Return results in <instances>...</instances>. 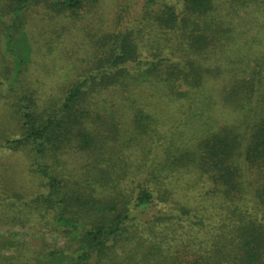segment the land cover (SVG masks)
Segmentation results:
<instances>
[{"label": "trees", "instance_id": "16d2710c", "mask_svg": "<svg viewBox=\"0 0 264 264\" xmlns=\"http://www.w3.org/2000/svg\"><path fill=\"white\" fill-rule=\"evenodd\" d=\"M7 1L4 8L12 18L2 27L3 49L13 56V86L22 71V57L13 39L26 11L47 3L62 13L78 14L99 0ZM222 3L226 5L221 0H143L138 23L106 33L97 41L93 71L66 88L57 107L39 110L36 98L28 93L16 98L12 115L20 120L22 131L2 136L0 150L19 154L27 165L23 172L8 168L6 175L12 183L4 182L7 176L0 168V188L8 192L0 198V227L15 220L35 219L63 227L74 239L71 264H264V114L255 122L252 113L264 100V62L261 69L251 68L255 36L238 44L232 39L235 26L218 24L216 14ZM256 43L264 47V38ZM224 46L225 61H237V73L241 72L237 80L242 84L241 100L236 107L243 109L245 125L236 123L217 130L206 127L193 142L185 130L173 131L162 156L158 158L156 153L142 167L149 155V150L141 149L147 147L143 139L156 134L157 120L148 102L135 104L141 98L139 92L148 83L162 97L173 102L185 98L192 107L191 100L196 97L190 88H206L209 81L205 72L211 67L201 64L202 58ZM259 54L263 57L264 51ZM111 94L120 109L132 111V132L125 136L129 135L128 142L143 140L135 152L127 153L133 145L121 139V145L107 146V136L91 120L93 115L103 114L97 98ZM78 136L87 150L85 157L78 168L59 173L56 163H62L64 149ZM97 142L106 144L98 149ZM143 168L147 169L145 179L137 177ZM193 173L209 184L197 193H181V175L184 179ZM30 181L39 182L35 192L28 187ZM81 208L88 213L94 210L90 222L80 216ZM222 213L228 221L223 229L234 231L229 250L220 243L221 233L210 247L199 242L194 258L179 255L191 251L189 246L163 245L170 230L184 227L183 221L192 229ZM219 243L221 252L215 249ZM14 247L18 254L8 252ZM31 248L27 241L11 239L0 231V264H28ZM121 249L125 250L123 256ZM63 252L62 248L45 249L40 251L39 261L50 264L51 259L54 262L64 256ZM96 257L99 260L93 262Z\"/></svg>", "mask_w": 264, "mask_h": 264}, {"label": "rangeland", "instance_id": "374dc122", "mask_svg": "<svg viewBox=\"0 0 264 264\" xmlns=\"http://www.w3.org/2000/svg\"><path fill=\"white\" fill-rule=\"evenodd\" d=\"M168 1L177 3L179 0ZM221 1L226 2V5L222 3L219 6L216 14L218 24L226 28L235 26L232 39L238 44H242L254 36L257 38L249 60L252 64L251 68L255 65L256 69H261L260 64L264 62V56L261 57L259 51H264V47L260 48L256 42L264 38V0H250L249 5L232 3L228 0ZM7 2V0H0V120H2L0 123L2 125L0 140L4 135L14 136L22 131L20 120L12 115L14 109L12 105L16 102V98L23 93H28V95L36 98L39 110L49 105L57 107L63 100L64 90L79 80L80 77L93 71V56L97 41H100L106 33L134 26L143 15V0H99L78 14H72L70 11L62 13L47 3L32 6L30 10L26 11V15L20 19V28L14 34L13 45L19 50L22 57V71L19 75L20 79L13 84V87L10 84L14 66L13 56L7 55L3 49L2 27L5 28V25L10 23L12 18L11 13H6L4 8ZM181 6L182 1L178 3L177 8L181 9ZM226 47L224 46L220 52L211 53L207 58H202L201 64L211 67L208 73L205 72L209 81L205 84L206 88H190L191 94L196 97L194 102L191 100L192 107L187 104L185 98L173 102L167 97H162L157 89H151L148 83H146L147 87L143 91L139 90L141 98L135 104L140 105V102H148L150 104L149 109L157 120L156 134L146 136L143 139L147 141V147L141 149L149 150V155L147 162L142 167L148 165L156 153H158L156 156L160 157L166 146L165 143L168 142V135L173 131L185 130L187 138H191V142H193L204 134L206 127L217 130L222 126H232L236 123L241 126L245 125V113H242L243 109L236 107L241 100L238 93L242 90V84H237L241 72L237 73V61L232 64L227 63V60L225 61L226 58L223 55L227 53ZM231 55L232 53L228 56ZM151 57L153 56L151 55ZM254 58H258L257 62ZM97 100V106L103 114L93 115L91 120H94L95 126L100 127L99 132L106 135L107 137H105L109 142L108 144L97 142L94 144L95 147L99 149L105 144L107 146L121 145L120 139L128 142L129 135L125 136V132H132V111L130 114L127 107L120 109L115 95L112 94L108 97L99 96ZM254 109L252 113L254 121L257 122L264 114V100L258 108L255 106ZM256 109L257 113L255 112ZM86 125L88 126L89 122H86ZM116 139L119 140L118 143L113 142ZM143 140L129 141L128 143L133 146L127 153L137 151ZM81 144L82 139L78 136V138H74L71 145L64 149L66 155L60 161L62 163H56L59 173L69 172L75 166L78 168V164L87 152ZM0 163L2 174L5 175L9 174L8 168L10 166L11 171L23 172L24 166L27 165V161L19 154L2 149L0 150ZM146 170L141 169L137 177L145 179L148 176ZM204 180L196 173L186 175L184 179L181 175V185L179 186L181 193H197V190L202 189L204 184H209L208 181ZM4 182L12 183L9 175L4 179ZM38 185V181L28 182V187L33 192ZM0 193H4L0 194L2 199L8 194L1 188ZM81 209L80 216L86 222H90L93 219L94 210L88 213V210ZM223 217L224 213L215 214L208 222H204L203 226L197 225L192 229H189L188 221H183L184 227L176 228L175 231L170 230L167 235V243L163 245L168 247V244L180 243L181 246H189L191 251L186 250L179 255L194 258L199 242H202L204 247L206 245L210 247L217 243L216 241L219 240L217 234L221 233L220 243L226 245L229 250L231 248L230 237L234 231L230 228L223 229L222 226L228 223ZM0 231L11 239L27 241L33 245V248L28 249L30 253L26 256L29 258L28 264H44L43 261H39V253L51 248H62L65 254L60 259L56 258L54 262L51 259L50 264H71L73 261L69 254L74 251V239L63 227L49 223L45 219H35L28 222L11 221L6 225L2 224ZM171 232L175 233L173 235L176 237L174 241ZM220 243L215 248L219 252H221L222 247ZM226 250H224L225 253ZM119 251L121 256L125 255L124 249ZM8 252L18 254L16 247L11 248ZM217 255L222 256V254ZM178 257L181 260V257ZM98 260L96 257L92 261L97 262Z\"/></svg>", "mask_w": 264, "mask_h": 264}]
</instances>
